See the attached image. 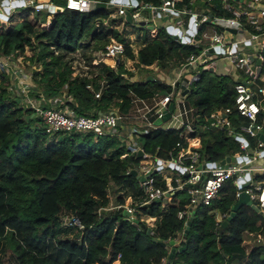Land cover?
Listing matches in <instances>:
<instances>
[{
    "label": "trees",
    "instance_id": "1",
    "mask_svg": "<svg viewBox=\"0 0 264 264\" xmlns=\"http://www.w3.org/2000/svg\"><path fill=\"white\" fill-rule=\"evenodd\" d=\"M95 1L96 6L88 11L15 9L7 22H0V54L16 57L30 51L28 60L41 68L32 74L35 91L39 89L51 97L64 92V104L79 114L95 115L113 105L125 112L130 94L150 99L155 93L168 92V85L149 75L144 80L130 81L132 73L121 63L116 69L100 66V74L107 81L100 98L85 88L88 79L70 68L76 50L88 49L90 41L94 49L102 48L110 38L123 42L118 30L97 29L96 21L108 18L116 8L110 0ZM138 1L153 5L161 2ZM144 38L136 56L129 45L125 54L144 66L157 64L160 70L177 66L189 54L201 50L180 43L165 27H160L155 37ZM7 83L1 75L0 240L9 242L14 264H119L116 260L120 264H161L163 257L166 264H264V212L241 206L235 217L221 227L236 201L231 181H226L209 206L192 209L187 234L183 233L185 220L177 217L188 202L184 191H174L170 201L141 204L145 194L136 169L157 159H169L170 151L176 154L172 149L178 141L187 146L183 129H153L138 139L145 157L134 154L122 159L126 149L116 138L94 140L92 133L78 132H59L51 138L42 125L36 126L41 121L32 110L25 108L19 97H12ZM35 91L29 94L38 97ZM185 102L193 109V124L200 129L209 123L211 112L233 107L234 82L230 76L202 70L190 85ZM231 119L235 124L242 120L235 112ZM196 136L207 161L220 162L238 150L233 136L216 128L200 130L189 138ZM248 139L253 145L255 139ZM127 169L131 170L127 173ZM153 174V189H164L165 182L158 172ZM110 184L116 193L114 206L120 207L102 210L110 205ZM124 205L136 208L134 220L129 219ZM217 213L227 216L217 222ZM63 215L77 217L83 228L74 232L62 227ZM146 218L150 220L146 222ZM245 231L255 233L259 239L249 249L244 245ZM172 248L175 252L169 259Z\"/></svg>",
    "mask_w": 264,
    "mask_h": 264
},
{
    "label": "built area",
    "instance_id": "2",
    "mask_svg": "<svg viewBox=\"0 0 264 264\" xmlns=\"http://www.w3.org/2000/svg\"><path fill=\"white\" fill-rule=\"evenodd\" d=\"M61 1L64 4L54 0H0V22H7L10 15L18 8L49 13L65 8L88 11L93 9L97 3L95 0ZM206 1L215 11H221L223 14L200 12L194 8L192 0L187 2L161 0L158 5L138 0L137 5H133L131 0H127L126 3L109 1V4L116 8V12L108 18L96 21L97 29L113 28L109 21L110 17L120 16L124 19L126 14L130 13L131 24L145 29L148 36L155 37L157 28L155 24L149 26L150 22H154V19L160 15H174L178 19L172 25H165L166 31L180 43L201 49L196 54H189L175 66L171 81H163L170 87L168 92L155 93L150 99L130 94L127 113L122 112L119 106L113 105L100 110L95 115L79 114L64 104L66 100L61 104L58 101L55 104L48 103V106L46 105L48 101L42 102V98L30 96L31 89L26 84L24 75L18 70L11 71L14 80L8 83L9 90L18 94L24 105L40 119L45 133L48 135L59 132L92 133L94 140L103 137L116 138L126 149V152L120 156L122 159L137 154L139 150L143 152L138 139L153 129H183L184 137L187 138V146H183L178 141L172 149V151H177L176 154L170 151L169 159H157L154 163L140 165L136 171L141 176V185L145 194V200L141 204L150 200L170 201L174 191L185 192L188 202L177 213L179 219L185 220V225L192 209L198 205L209 206L219 197L220 189L226 181H231L234 185L236 199L241 193H245L252 202H255L261 213L264 212V167H252L254 161L264 158V142L260 139V134L264 135V88L257 84L264 68V8L257 7V3L261 0H245L247 7L245 9L232 7L230 0ZM179 2L181 6H178ZM250 9H255L256 12L253 13ZM182 14L189 16L186 26L179 17ZM205 24L217 26L218 32H213L208 40L203 41L198 36V31ZM233 29L235 33L231 31ZM203 35L206 34L203 33ZM89 45L90 49L78 48L76 50L71 58L70 68L79 77L88 79L85 88L91 91L95 98H100L103 90L107 88V81L99 71L102 64H107L105 61L107 57L113 60V64H107V66L116 69L121 63L125 70L132 73L130 81H135L133 75L135 76L138 71L154 68V65L144 66L126 56L127 44L115 38H110L109 42L99 49H94L91 41ZM215 48L221 51L213 50ZM134 55H137L136 52ZM13 57L15 58L12 54L4 55L0 62L13 61ZM219 58L223 59L233 72L231 78L234 82V104L233 107H221L211 112L209 123L201 125L199 129L195 127L190 118L193 109L187 106L185 96L189 92L190 85L198 78L197 67H201V71H212ZM127 62L130 65L132 62V68L127 66ZM123 76L127 77V74L124 73ZM92 80L95 81L98 89H94ZM184 89H188L185 95L182 94ZM70 99V97L67 98V100ZM170 103L174 107L169 119L156 125L155 121L163 116ZM233 112L237 117L242 118L239 123L232 122ZM207 128H216L233 136L238 144V150L232 157H241L242 160L225 164L215 162V166L202 169L203 164L213 162L203 157L198 148V136L192 139L189 137ZM249 137L255 139L253 145L248 142ZM145 156L143 152L142 157ZM170 164L172 167L169 166ZM158 166H160L159 169ZM168 169L175 174L162 173L165 170L167 172ZM130 170L127 169V173ZM154 172H158L161 180L165 182L164 189L160 187L153 189ZM258 175L262 177L258 179ZM119 207V205H109L108 208L102 210ZM124 208L129 219L134 220L136 208L129 205H124ZM220 216L217 222H221L227 215L221 214ZM149 220L150 218L145 219L146 222ZM61 226L72 228L74 232L83 228L80 220L73 215L61 216ZM244 234L251 237L256 236L255 233L249 231H245ZM256 241L259 239L257 238ZM161 264H166V257L161 259Z\"/></svg>",
    "mask_w": 264,
    "mask_h": 264
},
{
    "label": "rangeland",
    "instance_id": "3",
    "mask_svg": "<svg viewBox=\"0 0 264 264\" xmlns=\"http://www.w3.org/2000/svg\"><path fill=\"white\" fill-rule=\"evenodd\" d=\"M203 6H204L203 0H197L194 4V8L198 11L201 10L203 8ZM179 17H181L183 19V21H187L189 19L188 15H186V16L185 15H179ZM176 19H177V17L172 16V15H168L167 17H165V16L156 17V19H154V22H150L149 26H151L152 24H156V25L164 24L165 22H168V23H166V25H172L175 23ZM128 24L130 25V27H132L134 29H135V27H137V26H134L133 24H130V23H128ZM128 31L130 33L131 28L128 27ZM213 32H215V33L218 32L217 26L212 25V24H205L198 31V36L203 41H206L210 38V36L213 34ZM203 33H205L206 35L204 36ZM129 35L130 34H128L127 36H129ZM225 35L227 36V34H225ZM133 52L135 53L136 51H133ZM30 55H31V52L26 51L24 54H19L15 58L13 57V61H11V60L10 61L8 60L7 62L4 61L5 64L0 62V76L4 75L5 78L8 79V83H10L11 81L13 82V80H14L11 71L12 70H16V71L18 70L19 73L24 75V78L26 80V84L28 85V87H30V89H31L30 92H31V91H35V84H36L33 81V75L32 74L35 70L41 71V68L37 67L36 64H34L28 60V57ZM2 56H4V55L0 54V59L2 58ZM106 63L108 65H110L109 63L113 64V62H110V61L106 62ZM131 65H132V62H131ZM131 65L129 62H127L128 67H130ZM132 66H131V68H132ZM170 68H172V67H170ZM170 68L164 69V71H166L168 74H170L169 73ZM157 69H158V67H157ZM157 69L152 68L147 73L137 72V75L141 74L144 76L146 74H151L152 76L156 77V74L160 73L157 71ZM15 86H16V84H15ZM15 86H12V87L14 88ZM35 93H38L37 94L38 97L31 95V94H30V96L36 97V98H42V102L48 101L47 103H51V104L54 103L55 104V102L58 101L61 104V103H64V101L66 100V96H64V92L61 95L54 96V97L46 96V95L42 94L39 89L37 91H35ZM11 95H12V97H19L20 98V96H18V94L16 95V93H11ZM21 103L24 105V102L22 100H21ZM24 107L27 108L26 105ZM127 111H128V109L125 111V113H127ZM35 124H36V126L42 125L41 122H38V123L36 122ZM42 127H43V125H42ZM53 136L54 135H50L51 138ZM260 164H261L260 161L253 162L252 167H258V166H260ZM167 172H168V174L173 175V171H171L170 169H168ZM108 192H109L110 205L113 206L115 204L116 193H115L114 186L112 184H110ZM68 236L71 237L70 234ZM246 240L250 242L249 248L256 242L255 237H253V238L248 237ZM249 244H247V246ZM0 264H14V256L12 254L11 246L9 245V242L7 241V239L0 240Z\"/></svg>",
    "mask_w": 264,
    "mask_h": 264
},
{
    "label": "crops",
    "instance_id": "4",
    "mask_svg": "<svg viewBox=\"0 0 264 264\" xmlns=\"http://www.w3.org/2000/svg\"><path fill=\"white\" fill-rule=\"evenodd\" d=\"M184 1L187 2L188 0H183V2ZM192 1H193V6H194V4H195V2L197 0H192ZM203 1H204V6H203V8L201 10H199L200 12H203V13H207L208 12L210 14L218 15V14H216L218 12L215 11L209 5L208 1H206V0H203ZM178 6H181V3L180 2L178 3ZM231 6L234 7V8H236V9H245V8H247L246 5H245V0H235L234 2L231 3ZM257 7L260 8V9H263L264 8V0H261L259 3H257ZM250 10L253 13L256 12L255 9H253V10L250 9ZM182 15H185L186 16L187 14H182ZM160 16L167 17L168 14L167 15H160ZM160 16H157V17H160ZM172 16H174V15H172ZM125 19L126 18L123 19L120 16L117 17V18L116 17H110L109 18V21H110L111 25L113 26V28L116 29V30H118L121 33V35L123 37V42L125 44L129 45L132 48V51H136V54H137L138 49L140 47H142L144 45V43H145V38L144 37L145 36L150 37V36H148V34L146 33V30L145 29H141L140 27H135V29H134V28L130 27L129 24H126L125 23V22L129 23ZM177 19H178V17H177ZM180 19H182V18L180 17ZM182 21H183V19H182ZM166 23H168V22H165L164 24H159V25H156L155 24L156 25V28H157L156 29V32H158V29L160 27H164L166 25ZM183 23L186 26L187 21H183ZM128 27L131 28L130 33L128 31ZM128 34H130V35L127 36ZM106 60H108L110 62H113V60L111 58H108V57L105 59V61ZM134 60L136 61V63H138L136 59H134ZM109 64H111V63H109ZM138 64H140V63H138ZM154 67L155 68H153V69H157V67H158L157 71L160 72V73H157L156 74V77L152 76L151 74H146V75L143 76L141 74L140 75H137V73H136L135 76L133 75V79H135V81L136 80H144L145 77L149 75L148 78L149 77H153V79L154 78L155 79H159V81H162V82L163 81L169 82V81L172 80L175 66H171L172 68L168 67V68H170V71H169L170 74H168L166 71H164V69L163 70L162 69L160 70V67L157 64H154ZM229 69L230 68L225 64V61L223 59H220L219 58V59L216 60L215 67H214V69L212 71L215 72V73H218V74H223V75H227V76L233 77V75H232L233 72H232L231 69L230 70ZM197 71L200 72L201 71V67H197ZM138 72L147 73V72H149V70H142V71H138ZM257 84L260 85V86H262L264 88V68L262 69L261 75H260L259 79L257 80ZM257 161H260V163H261L260 166H258V167H264V158H259V159H257L254 162H257ZM258 167H256V168H258ZM162 173L166 174L168 172H166V170H165ZM174 174L175 173L173 172V175ZM261 177H262L261 175H258L257 176L258 179H260ZM220 215H221L220 213H217L216 214V221H219L220 220V217H221ZM244 237H245L244 245L246 246V249H249V246H250L249 243L250 242L247 241L246 239L248 237L249 238H253V237H251V236H249L247 234H244ZM247 244H249V245L247 246ZM116 261H118V263L120 264L119 260H116ZM231 264H246V261H240V262L239 261H235V262H233Z\"/></svg>",
    "mask_w": 264,
    "mask_h": 264
},
{
    "label": "water",
    "instance_id": "5",
    "mask_svg": "<svg viewBox=\"0 0 264 264\" xmlns=\"http://www.w3.org/2000/svg\"><path fill=\"white\" fill-rule=\"evenodd\" d=\"M114 2H116V3H120V2H121V3H126L127 0H114ZM131 3H132L133 5H137V0H131ZM125 18H126V20H127L129 23L132 22V21H131V17H130V13H127L126 16H125ZM231 31H232L233 33L236 32L234 29L231 30ZM213 50H215V51H221V50H219L218 48H215V49H213ZM149 78H150V79H153V77H149ZM187 92H188V89H184L183 92H182V94L185 95ZM173 107H174L173 104L170 103V104L168 105L167 109L164 111L163 116H162L161 118L157 119V120L155 121V124H156V125H160L162 122L167 121V120L169 119V117H170V114L173 112ZM246 124H247V123H246ZM260 139L264 142V135H263V134H260ZM137 154H138L139 157H141V156L143 155V152H142L141 150H139ZM241 160H242L241 157H232V156L227 155V156H225L224 159L221 160L219 163H220V164H225V163H227V162L241 161ZM159 162H160V161L158 160V164H159ZM215 164H216L215 162H213V163L203 164V165L201 166V168L204 169L205 167L215 166ZM169 166L172 167V164H170ZM159 168H160V166H158V169H159ZM133 173L136 174V171L133 170ZM184 176H187V175L184 174ZM158 201H160V200H158ZM241 206H248V207L252 208L254 211H256V212H260V213H261V211H260V210L258 209V207L255 205V202H252V201L250 200V198L248 197L247 194H245V193H241V194L239 195V197L236 199V201H235V203H234V205H233V207H232V210L230 211L229 215L226 217V219H224V220L222 221V223H221V227H222V228L225 227V225H226V224H227V223H228L233 217H235V215H236V211H237ZM192 219H193V212H191V214H190V216H189V219H188L187 222H186V225H185V228H184V231H183L184 234H187ZM147 232L149 233V232H150V229H149ZM173 243H174V241L172 242V244H173ZM161 244H162V245H165V242H162ZM181 248H182V247H181ZM181 248H180V249H181ZM174 252H175V249H174V248H172V249L169 251V254H168V258H169V259L172 258Z\"/></svg>",
    "mask_w": 264,
    "mask_h": 264
}]
</instances>
